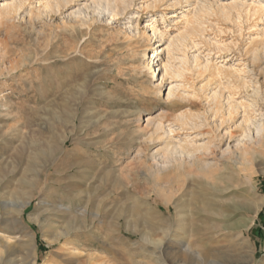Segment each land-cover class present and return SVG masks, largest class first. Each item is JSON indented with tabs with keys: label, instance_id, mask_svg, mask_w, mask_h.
Segmentation results:
<instances>
[{
	"label": "rangeland",
	"instance_id": "rangeland-1",
	"mask_svg": "<svg viewBox=\"0 0 264 264\" xmlns=\"http://www.w3.org/2000/svg\"><path fill=\"white\" fill-rule=\"evenodd\" d=\"M17 1L0 0V6ZM231 2L123 0L117 7L106 0H20L14 14L3 17L0 11V264H27L35 255V264H204L194 252L207 247L232 255L254 249L252 264H264V206L258 214L254 210L264 202V46L257 60L253 48L261 35L252 41L264 28V14L223 10ZM183 13L200 18L195 34H185ZM157 48L160 56L151 59ZM207 61L244 69L234 78L236 86L204 72ZM217 90L221 95L210 99ZM219 100L225 109L229 100L237 105L235 122L226 110L215 114ZM242 104L251 116L246 125ZM191 112L196 116L185 131L176 118ZM148 117L164 122L163 139L147 150L148 162L162 171L172 162L158 148L169 137L191 132L205 141L209 134L200 132L210 129L218 138L217 152L206 162L220 165L207 177L187 178L170 208L160 207L171 226L180 197L188 227H172L163 250L133 226L119 228L131 214L159 211L150 195L156 186L144 174L130 189L116 183V173L138 155L140 145L130 143L133 131L153 127ZM242 123L245 130L236 128ZM195 124L202 126L193 129ZM120 131L125 144L110 147L109 138ZM244 145L256 149L257 158L241 169L227 154ZM23 193L33 194L27 207L19 215L11 208L5 213L6 201ZM19 236L25 249L19 248ZM179 241L189 242L190 249Z\"/></svg>",
	"mask_w": 264,
	"mask_h": 264
},
{
	"label": "bare ground",
	"instance_id": "bare-ground-1",
	"mask_svg": "<svg viewBox=\"0 0 264 264\" xmlns=\"http://www.w3.org/2000/svg\"><path fill=\"white\" fill-rule=\"evenodd\" d=\"M18 1H20V0H18ZM18 1H17V5H18ZM57 1H59V2H68L69 0H57ZM106 1L108 3L113 2L117 7H119L120 3L123 2V0H106ZM259 1L260 0H254L253 4H250V3L248 4V2L246 3V2H242L241 0H234V2H231V4H227L228 5L227 7H225V5H223L224 8L223 7L222 8H223V10H225V9L229 10L228 12H230V10H233L234 12L237 11V13L239 12V14H240V12L245 13V14H251V15H256V14L259 15L260 13L264 14V3H262V1L261 2H259ZM12 2H14V1H12ZM50 4L51 3L47 2L45 4V7H48ZM17 5L13 6L11 4V2L10 3H3L0 6V7H2L1 10H0V11H2L1 15L2 16H3V14H7V16L10 15L12 12H14L20 6V5L19 6H17ZM113 11H114V9H113ZM12 14H14V13H12ZM116 14H117V12H116V9H115L114 15H116ZM225 14H226V16L230 15V13H226V12H225ZM232 16H236V15H232ZM237 16H238V14H237ZM182 17L184 19V23L186 24V27H185L186 28V30H185L186 33L185 34L193 33L194 31L196 32L200 28V26H201L200 25L201 23L199 22L200 18L199 19H195L196 18V16H195V17H193L195 19L194 20L193 18L190 17L189 13H183ZM229 18H231V17H229ZM202 20H203V18H202ZM195 32L193 34H195ZM259 32H258V36H256L255 38L252 39L253 42L257 41V38L259 37V35H261L260 36V40L258 41L257 45L254 46V48H253L254 57L257 60H260L261 54H262V52H258L259 50L261 51V49L258 50V48H261L262 46H264V37H263L264 36V28L261 30L260 33ZM159 47H161V46H159ZM0 51H2V50H0ZM156 52L157 53H155V51L153 52L151 59H154V58H157V57L160 56V54L158 53V48L156 49ZM145 66H148V69L151 71L150 73L155 74V70H156L155 67H153L152 65H149V63L147 65H145ZM163 67L165 68L166 71H169V63H164ZM202 68H203L204 72L209 71L210 75H212L213 77H218V78L220 77L222 79L225 78L226 79V84H227L225 86H227V87H228V85L236 86L235 85V83H236L235 79L237 78V80H238V73L242 72L244 70V69H237V68L232 67V66H227L226 67L225 65H217L216 63L215 64H213V63L210 64L209 61H207V64H205ZM203 70H202V72H203ZM245 79H243V80H245ZM242 83H243V81H242ZM246 83H248V82H246ZM246 83H244V84H246ZM219 90H221V89L219 88ZM219 90L214 91V93L211 95L210 99H212V100H214L215 98L217 99V97L221 95V93H220L221 91H219ZM242 106L245 107V110H244L245 114H244L242 122L246 125L247 122L250 123L251 116L248 114L247 109H246L248 106L246 107L245 104H242ZM221 110H226V115H228V118L230 120L234 121V117L236 116L235 113L238 111V108H237V105L233 104L229 100L228 108L225 109L224 106H222L220 104V100H219V101H217L213 111L215 112V114H217L219 112L221 113ZM223 113H224V111H223ZM223 113H221V114H223ZM191 116L195 117L196 114H194L192 112H191V115H188V114L186 115L185 113H180L177 116L176 122H180L181 123L180 124L182 126L181 129L184 130L186 128L185 125H189V123H190L189 121L192 119ZM222 116L224 117V115H222ZM225 119H227V118H225ZM147 120L149 121L148 122V126H150V127L153 126V127L151 129L147 128V129H139L137 131H133L135 134L130 137V141H131L130 143H135L136 142V143H138L140 145L139 149L137 150L138 151L137 154L138 155L140 153L141 154L139 156L137 155L135 158H133L131 160V162L128 163L127 165H125L124 167L122 166L123 167L122 169L119 168L120 171L116 173V183L120 187H122V185L124 184V186L126 185V188L130 189V187H128V186L130 185L132 180L136 176H137V178H139L140 175L144 174L145 179L150 181V182L153 181L154 185L156 186V187L152 188V191L150 192V195H155L154 198L157 201V203L159 204L158 205L159 206L158 210L161 211V213H159V211H158V212H156V215L150 216V213H148L146 211H144V213L143 212H141V213L140 212H136L135 214H131V215H133V217L127 218L125 221H123L122 225L120 224L121 227H119V228H120V231L124 230V229H126L128 231L129 230L131 231L132 230L131 226H133V229H134L135 232H138V233L142 232V236L146 235L147 240L151 244H154L155 247H156V245H158L162 249L164 242H166V238L168 236V233L172 232V231H170V230H172V227H174L173 230H176V232H177V230H184V232H187L188 231L187 230L188 227H187V222L184 219L185 215L182 212V208L185 207V204H184L183 200L180 197L173 204L174 205L173 208L175 210L174 211L175 219H174L173 223L171 222V226L169 225L168 220L167 219L165 220V217L162 214V210L163 209H161L160 207H162V205H163V206H166V208H168V209L170 208V202H172L171 199L177 194L178 190L183 189V187L185 185V181L187 180V178H194V177H198V178L199 177H203L204 178V177H207L208 174L210 175L211 171L213 170V166L214 165H218L219 163L217 162L213 166L212 165L209 166L210 163L207 161L208 160L207 158L210 155H215L216 154V152H217L216 151L217 150L216 147H217L218 138H217V141H215L216 140L215 136L210 134L213 130H210V129H208L207 131L203 130L202 132H200L201 136H203V137L205 136V134H209V136H208L209 138L207 140H205V141L204 140L203 141L197 140V138H195V137L198 136V134L196 136H194V137H191V132L190 133L189 132L185 133V135L183 134L184 135V136L182 135L183 137L179 136V138L177 140H174L173 137H169V139H167L165 141L164 145L162 147L158 148L159 155L162 154V157L168 161L167 163L172 162V164L170 163L171 167L169 169L162 171V170H160L161 169L160 167L156 168V167H154V165H152L150 162H148V156L149 155H148L147 150L151 146L152 143H156L159 140L163 139V135H162L161 131L163 129V123L164 122L162 120H157V118H152V117H148ZM95 123H96V121H95ZM243 123L241 125H237L236 128L240 127L242 130H245L246 127L244 126ZM184 126H185V128H184ZM201 126L202 125H200V127ZM200 127H199V125H196V124H195V127L193 125V129L200 128ZM4 129H5V127H4ZM186 129H185V131H186ZM0 130H2V129L0 128ZM107 130H109L110 133L113 131V129H110V128L107 129ZM173 130L174 129L170 126V132H172ZM4 133H6V132H4ZM147 133H149L148 136H146ZM76 134H78V133H76ZM233 134H234L233 131L230 130V137H232ZM135 135H136V137H134ZM124 137H127V136H125V131H120L116 136H112V137L109 138V140H108L109 146L110 147L111 146L112 147H117L120 144H125L124 141H123ZM66 138L67 137H64L62 139V144L66 143ZM102 146H105V144H103ZM113 149H112V151H113ZM124 149H126V148H124ZM46 150H48V149H46ZM256 152H257L256 149H253L252 147L244 145L242 148H239L238 151H233L232 153H230V155L227 154V159L232 160L235 165H238V167L241 168L242 165H245V164H247L249 162L252 163L253 159L257 158ZM53 153L54 152L52 150H49V152L47 154L51 158V155H54ZM177 154H179V156ZM189 157H192V158L189 159ZM76 158H74V160ZM71 159H73V158H71ZM224 160H226V159H224ZM206 161L209 164H207ZM47 162H48V160H47ZM72 162H74V161H72ZM207 166H209V167H207ZM241 169H243V168H241ZM36 177H37V175H36ZM152 178H153V180H152ZM220 178H222V177H220ZM223 178H224V176H223ZM61 180H62V178H61ZM89 181L92 182V180H89ZM181 181H182V183H180ZM104 182L106 183V181H104ZM141 182L142 181H140V183ZM201 182H202V179H201ZM105 183H103V184H105ZM177 185H178V187H177ZM93 188H95V187H93ZM97 188H98V186H97ZM89 189H88V192H89ZM168 189L171 192L170 195L166 194V191ZM80 190H81V188H80ZM93 190H96V189H93ZM26 194L27 193H23L22 195H19L18 198L16 196L15 199H13V197H12L10 200L6 201L7 203L5 204V208H4L5 213H7V211L10 210V208H11V212L12 211H16L18 213V215H19L24 210V208L27 207V205L31 202V199L33 198L32 197L33 194H30V193L28 195H26ZM128 194H130V193H128ZM89 195H91V194L89 193ZM110 195H111V193H110ZM150 195H148V196H150ZM91 196H93V195H91ZM175 197H177V196H175ZM92 198L93 197H91V199ZM173 199H175V198H173ZM44 203H46V202H44ZM157 203H156V205H157ZM86 205H85V209H83L82 212H81L84 215L87 214V212H88V209H87L88 205L87 206ZM263 206H264V202H262L260 204H257L255 206V208H254L255 213L258 214ZM3 215L4 214L0 215V222H2L1 220H2V218H4ZM94 215L98 216L97 213H95ZM168 217H170V216H168ZM6 219L7 218H5V220ZM254 220H255V218L252 219V222H254ZM252 222H251V220L248 221V223H249L248 226H247L248 229L250 228ZM154 232H159L160 235L159 236H154L153 235ZM161 233H162V235H161ZM58 234L60 236V233H58ZM63 234H66V233L64 232ZM243 234H244V232L242 231V234H240V235H243ZM240 235H238V238L242 239L241 237H239ZM59 236H57L56 239L53 238V240H49L48 241L49 244H53L54 242L59 241L61 239V238L60 239L58 238ZM15 239H16L18 245H19V248L20 249H25L26 242L24 241L22 236L21 237L19 236V237L15 238ZM5 240H7V238ZM181 244H182V247H185L186 250H189L190 247H191L189 242L182 241ZM248 247H249V244H248L247 248ZM238 251H237L236 254L232 255L230 253L226 254L225 253L226 251L223 252V251H220L219 249L215 250V249H213L211 247H207V248H205V250L203 252L200 253V252L195 251L194 254H195V257L198 258V259H201L204 264H252L256 260L255 250L254 249H252L251 251L249 250L250 251L249 253H244V254H242L241 251L238 253ZM35 254L36 253H34V255ZM261 261H263V260H261ZM35 263H36V255H35V257L33 256L32 259L29 262H27V264H35ZM42 264H48V263L45 261Z\"/></svg>",
	"mask_w": 264,
	"mask_h": 264
}]
</instances>
